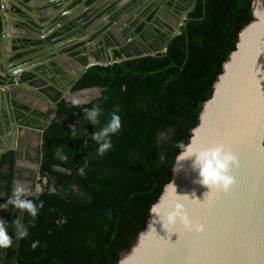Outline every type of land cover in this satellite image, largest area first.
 Listing matches in <instances>:
<instances>
[{
    "label": "trees",
    "instance_id": "1",
    "mask_svg": "<svg viewBox=\"0 0 264 264\" xmlns=\"http://www.w3.org/2000/svg\"><path fill=\"white\" fill-rule=\"evenodd\" d=\"M95 1L100 0L88 3ZM146 1L138 0L143 4L130 17L137 37L113 51L106 59L112 63L89 67L73 85V92L96 88L97 96L73 106L60 92L44 89L56 106L52 119L16 104L20 128L40 141L35 140L33 153L20 147V152L0 155V204L12 195L15 178L29 182L26 188L34 193L40 185L38 198H28L43 206L31 224L27 210L4 209L2 219L9 224H19L22 214L27 235L17 242V229L9 226L13 244L0 249V264H118L172 181L181 152L177 142L189 143L240 32L254 20V0ZM161 9L182 18L177 35L171 23L157 16ZM64 26L67 35L59 41L80 32ZM93 105L101 108L95 126L84 119V109ZM113 112L121 128L111 136V149L97 155L92 134ZM17 159L24 166L17 167Z\"/></svg>",
    "mask_w": 264,
    "mask_h": 264
},
{
    "label": "water",
    "instance_id": "2",
    "mask_svg": "<svg viewBox=\"0 0 264 264\" xmlns=\"http://www.w3.org/2000/svg\"><path fill=\"white\" fill-rule=\"evenodd\" d=\"M19 1L18 5L11 4L22 12L15 13L17 20L8 14L12 9L5 6V16L0 17L3 107L15 100L11 96L21 84V72L33 69L31 65H15L12 71L8 59L14 56L15 47L26 48V40L43 37L37 29L42 25L37 11L48 16L43 7L56 0ZM252 8L254 20L240 32L236 49L224 63L213 94L204 103L199 124L192 129L186 145L189 151L197 153L216 146L230 151L237 158L228 173L234 182L227 190H210L201 183L195 155L180 161L178 155L172 181L152 206L136 244L118 264H264V0H254ZM181 21L182 18L175 25V35ZM109 63L112 62L94 59L82 68L80 75L90 66ZM11 73L15 81L5 86V78L10 79ZM37 190L41 191L40 185ZM177 208L201 225V230H190L179 219L170 223L169 216ZM19 224L22 225V214Z\"/></svg>",
    "mask_w": 264,
    "mask_h": 264
},
{
    "label": "flooded vegetation",
    "instance_id": "3",
    "mask_svg": "<svg viewBox=\"0 0 264 264\" xmlns=\"http://www.w3.org/2000/svg\"><path fill=\"white\" fill-rule=\"evenodd\" d=\"M116 1V5L113 6ZM123 1L100 0L99 2L88 3L89 0H56L53 4L43 7L47 11L48 20L55 17L49 24L43 26L41 30L43 37H36L33 41L26 40V48L17 50L18 48L15 47L14 56L8 59L12 71L15 65L20 67L31 65L33 69L29 67L30 69L21 72V84L11 96L15 100L7 103L3 108L0 104V155L5 152H20V147L22 152L33 153L36 147L33 141L38 138L34 132L26 130L24 135L22 134L23 136L20 133L22 129L18 123L16 104L28 105L52 119L56 116L57 110H55V104L50 103L48 94L44 93V89L48 93L58 91L61 99L68 101H71L70 97L76 96L77 93L96 89L72 91L73 85L87 71L80 75L83 67L94 59L106 61L107 58L113 56L114 50L120 51L124 46L130 45V42L137 37V34H134L136 26L132 24L130 17L139 12L140 8L138 9V7L141 4L138 3V0H129L119 6ZM70 5L72 6L70 7ZM165 8L166 6L163 7V9ZM161 11L159 10L157 13L159 18H162L160 16ZM164 21L169 23L166 19ZM64 25L71 26L80 32L72 39L68 37L59 41L58 38L63 39L67 35L64 31ZM61 30L65 35L58 37L57 33ZM36 41L40 43H36ZM75 45L77 46L75 47ZM3 67L0 62V68ZM10 77V79L5 78V86L13 85L15 79L12 73ZM76 77L78 80H75ZM97 91L99 92V90ZM85 102L81 101V103ZM15 126L18 127V131L16 146L13 147ZM20 157L23 158V155ZM20 161L22 162L21 159H17V167L24 166L19 163ZM2 211L5 214L4 209Z\"/></svg>",
    "mask_w": 264,
    "mask_h": 264
},
{
    "label": "clouds",
    "instance_id": "4",
    "mask_svg": "<svg viewBox=\"0 0 264 264\" xmlns=\"http://www.w3.org/2000/svg\"><path fill=\"white\" fill-rule=\"evenodd\" d=\"M70 103L73 106H78L81 100L72 98ZM100 115L101 108L97 105L84 109V119L94 126L99 122ZM120 128V116L117 112L111 113L110 118L104 125L92 134L91 138L97 144V155H103L107 150L111 149V136L117 134ZM75 131L76 129L72 131L73 134H75ZM177 146L181 149L179 161L191 158L195 155L196 166L199 168V174L202 178L201 183L208 186L210 190L213 188L227 190L232 185L234 180L228 173L230 167L237 163V158L230 151H226L223 146L212 147L198 153L189 151L183 141L177 142ZM12 184V195L6 200V203L0 204V209H6L11 205L13 208L27 210L29 216L32 218V220L29 221V224H31L37 215L38 209L43 206V201L34 203V200L28 197L36 196L38 198V190L35 193L32 192L25 188L20 180L15 178ZM178 219L190 230L200 231L202 228L201 225L193 223L187 215L183 214V209L180 208L173 210V213L169 216V222L175 223ZM10 225L16 227L17 237H24L27 235V226L18 224L15 220L9 224L7 221L0 218V249H7L13 244V236L9 234ZM36 243L37 242L32 243L33 248L36 246Z\"/></svg>",
    "mask_w": 264,
    "mask_h": 264
},
{
    "label": "rangeland",
    "instance_id": "5",
    "mask_svg": "<svg viewBox=\"0 0 264 264\" xmlns=\"http://www.w3.org/2000/svg\"><path fill=\"white\" fill-rule=\"evenodd\" d=\"M145 2H147L146 0H145ZM141 4V6H142V4L143 3H140ZM141 6H139L138 7V9L141 7ZM138 13V12H137ZM160 16L162 17V18H164V19H166L169 23H171L174 27H175V25H176V23L180 20V19H178V18H175V17H173V16H171V15H169V14H167L165 11L163 12V10L161 11V14H160ZM167 16H170V17H172V19H170V17L168 18ZM182 22V21H181ZM179 25H180V23H179ZM18 48V47H17ZM21 49H23V47H21V48H18L17 50H21ZM99 94V92L96 90V89H93V90H87V91H83V92H81V93H77L76 94V96H71L70 98L72 99V98H78V99H80L82 102H85V101H87L91 96L92 97H95V96H97ZM36 135V134H35ZM37 136V135H36ZM38 138V137H37ZM38 140V139H37ZM40 141V140H39ZM34 142V144L36 145L37 144V142H35V141H33ZM30 175V173H27V174H25V176L27 177V176H29ZM23 184V186L26 188V187H28L29 185H30V183L29 182H23L22 183ZM1 211H0V218H2L3 216H4V214H3V211H2V209H0Z\"/></svg>",
    "mask_w": 264,
    "mask_h": 264
},
{
    "label": "crops",
    "instance_id": "6",
    "mask_svg": "<svg viewBox=\"0 0 264 264\" xmlns=\"http://www.w3.org/2000/svg\"><path fill=\"white\" fill-rule=\"evenodd\" d=\"M4 2H6L5 4H2V2H1V0H0V17H3V16H5V14H4V9H3V6H5V8H10V9H12V12H9L8 14H11V18L12 19H15V20H17V18H16V14L15 13H18V14H21L22 12L19 10V8H17V7H15V6H11V4L12 3H15V4H19V0H3ZM3 2V3H4ZM27 1H25V3H26ZM72 5H70V7H71ZM10 11V10H9ZM39 12V16L41 17V27H38L37 29H39V30H42L43 29V26H45V25H47V24H49L52 20H54L55 19V17H53V19H49L48 20V16H46V13H40L41 11H37V13ZM15 27L17 28V30L19 29V25H17V24H15ZM20 30V29H19ZM18 33V32H17ZM2 108H3V106H2ZM26 130L25 129H23L22 128V131L20 132L21 133V135L22 134H24V132H25Z\"/></svg>",
    "mask_w": 264,
    "mask_h": 264
}]
</instances>
